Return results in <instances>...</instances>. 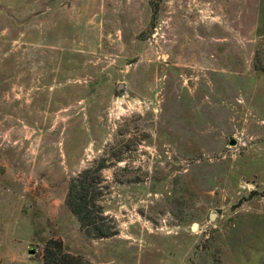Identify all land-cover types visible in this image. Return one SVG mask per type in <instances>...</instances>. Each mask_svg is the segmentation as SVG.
<instances>
[{"label":"rangeland","instance_id":"rangeland-1","mask_svg":"<svg viewBox=\"0 0 264 264\" xmlns=\"http://www.w3.org/2000/svg\"><path fill=\"white\" fill-rule=\"evenodd\" d=\"M98 167L107 238L66 205ZM52 241L75 264H264V0H0V264Z\"/></svg>","mask_w":264,"mask_h":264},{"label":"trees","instance_id":"trees-1","mask_svg":"<svg viewBox=\"0 0 264 264\" xmlns=\"http://www.w3.org/2000/svg\"><path fill=\"white\" fill-rule=\"evenodd\" d=\"M100 171V167L87 168L73 178L69 184L66 205L78 218L82 229L88 235L95 238H107L117 235L118 229L112 221L107 222L103 208L99 204L102 192L98 187L103 182ZM53 245H58L62 249L58 243L50 242L44 256L45 264H75L76 260L73 257L62 256V252L59 254L50 252Z\"/></svg>","mask_w":264,"mask_h":264},{"label":"water","instance_id":"water-1","mask_svg":"<svg viewBox=\"0 0 264 264\" xmlns=\"http://www.w3.org/2000/svg\"><path fill=\"white\" fill-rule=\"evenodd\" d=\"M124 86L123 85H120L119 88H123ZM231 145H235V142L234 141H231L230 143ZM211 220H215V217L214 216H211ZM31 254H34L33 251L30 252Z\"/></svg>","mask_w":264,"mask_h":264}]
</instances>
